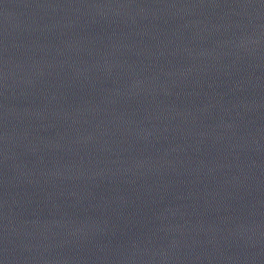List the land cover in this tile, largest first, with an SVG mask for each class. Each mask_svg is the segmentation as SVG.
I'll return each mask as SVG.
<instances>
[{"label":"water","instance_id":"obj_1","mask_svg":"<svg viewBox=\"0 0 264 264\" xmlns=\"http://www.w3.org/2000/svg\"><path fill=\"white\" fill-rule=\"evenodd\" d=\"M0 264H264V0H0Z\"/></svg>","mask_w":264,"mask_h":264}]
</instances>
